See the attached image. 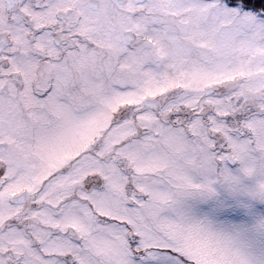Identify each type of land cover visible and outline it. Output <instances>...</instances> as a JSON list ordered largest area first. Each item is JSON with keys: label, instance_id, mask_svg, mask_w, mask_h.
<instances>
[{"label": "snow or ice", "instance_id": "snow-or-ice-1", "mask_svg": "<svg viewBox=\"0 0 264 264\" xmlns=\"http://www.w3.org/2000/svg\"><path fill=\"white\" fill-rule=\"evenodd\" d=\"M0 264H264V0H0Z\"/></svg>", "mask_w": 264, "mask_h": 264}]
</instances>
